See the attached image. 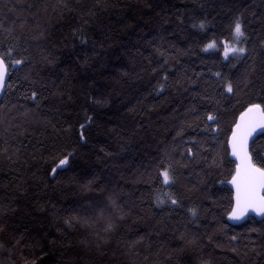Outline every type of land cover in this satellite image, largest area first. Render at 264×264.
Wrapping results in <instances>:
<instances>
[{"label": "trees", "instance_id": "trees-1", "mask_svg": "<svg viewBox=\"0 0 264 264\" xmlns=\"http://www.w3.org/2000/svg\"><path fill=\"white\" fill-rule=\"evenodd\" d=\"M238 18L245 52L225 57ZM0 25V264H264V219L227 221L231 130L264 101V0H0Z\"/></svg>", "mask_w": 264, "mask_h": 264}, {"label": "snow or ice", "instance_id": "snow-or-ice-1", "mask_svg": "<svg viewBox=\"0 0 264 264\" xmlns=\"http://www.w3.org/2000/svg\"><path fill=\"white\" fill-rule=\"evenodd\" d=\"M23 27V24H21ZM200 27H204V23L201 22ZM3 28V25H0ZM3 31L11 34L12 28H3ZM234 40H239L240 37L245 35L243 26L239 18L234 22L232 28ZM33 39H44V33L41 32L39 36H33ZM18 39V37H17ZM225 55L227 56L229 51L243 53L244 48H233L232 43L228 40L224 42ZM215 46V41L209 42L206 48H212ZM9 54L11 49L8 50ZM23 61L18 59L14 63L19 65ZM6 72V64L4 56H0V84L3 82L4 74ZM219 75V73L217 74ZM164 87L163 84L160 85ZM221 95L234 92V85L231 80L226 81L223 85ZM37 96L36 92L32 93L33 99ZM207 121L216 124L219 117L212 112L206 114ZM91 119V117H89ZM81 129L84 128L82 124ZM215 131V129H213ZM264 134V101L260 103H249L243 111L240 112L238 119L235 120L231 130V136L228 140V145L231 148V155L235 157V172L232 175L230 183L235 188V206L229 213V218L233 220H239L249 211H255L258 214L264 215V151L256 152V159L253 158L252 153L249 150V140L253 137V134L257 131ZM177 135H180L178 132ZM81 139H84L83 132H81ZM189 156L192 155V149H186ZM69 155L63 156L59 159L58 164L52 168V174L55 175L59 170H63L66 165L69 164ZM183 155V153H181ZM162 177L163 184L171 187L177 182L175 170L171 165L166 167L162 166L159 173ZM172 205H180V199L174 198L171 193L164 194ZM159 203H163L159 197L157 198ZM188 212L193 218L197 217L198 212L195 208H189ZM142 239V238H141Z\"/></svg>", "mask_w": 264, "mask_h": 264}, {"label": "water", "instance_id": "water-1", "mask_svg": "<svg viewBox=\"0 0 264 264\" xmlns=\"http://www.w3.org/2000/svg\"><path fill=\"white\" fill-rule=\"evenodd\" d=\"M6 64V63H5ZM7 77H8V69H7V65H6V72H5V74H4V78H3V82H2V84H0V100L2 99V97H3V95H4V92H5V85H6V82H7ZM260 134H262L259 130L256 132V133H254L253 134V137L252 138H250V140H249V150H250V147H251V143L253 142V140L258 136V135H260ZM229 148H230V146H229ZM230 150H231V148H230ZM232 156V155H231ZM232 158H233V160L235 161V157H233L232 156ZM231 179H232V177H231ZM231 179L229 180V182H228V185H229V187L232 189V191H233V206H232V208L235 206V199H234V197H235V188H234V186L230 183V181H231ZM232 210V209H231ZM231 212V211H230ZM249 217H255L256 219H258V220H262V219H264V215H261V214H258L257 212H255V211H252V210H249L246 214H245V216H243L241 219H239V220H233V219H230L229 218V214L227 215V221L230 223V224H232V225H238V224H241V223H243V222H245Z\"/></svg>", "mask_w": 264, "mask_h": 264}, {"label": "rangeland", "instance_id": "rangeland-1", "mask_svg": "<svg viewBox=\"0 0 264 264\" xmlns=\"http://www.w3.org/2000/svg\"><path fill=\"white\" fill-rule=\"evenodd\" d=\"M225 41V40H224ZM223 41V42H224ZM242 41H243V37H240L239 38V40H234V38L230 41L231 43H232V47L233 48H244V46H243V44H242ZM222 42V43H223ZM208 45V44H207ZM217 46V44L215 43V46L214 47H212V48H206V46L204 47V50L205 51H209V50H211V49H213V48H215ZM223 46H224V43H223ZM245 52V51H244ZM244 52L243 53H240V52H232V51H229V53H228V55L229 54H232V55H236V56H239V57H241L243 54H244ZM223 54H224V56L225 57H227L226 55H225V48L223 49Z\"/></svg>", "mask_w": 264, "mask_h": 264}]
</instances>
